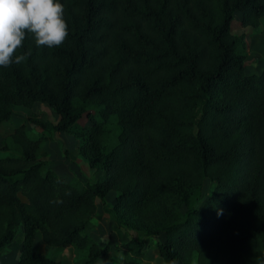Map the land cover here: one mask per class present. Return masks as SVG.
I'll use <instances>...</instances> for the list:
<instances>
[{
    "label": "trees",
    "instance_id": "1",
    "mask_svg": "<svg viewBox=\"0 0 264 264\" xmlns=\"http://www.w3.org/2000/svg\"><path fill=\"white\" fill-rule=\"evenodd\" d=\"M59 2L67 40L37 48L29 35L17 55H31L0 67V124L17 105L44 103L58 116L29 113L38 131L21 122L0 146L8 153L0 154V255L20 226L15 264H63L33 249L35 234L57 251L84 250L92 264L110 251L88 235L95 199L112 191V219L153 237L160 264H257L264 66L244 72L246 41L231 25L239 13L242 26L256 27L264 0ZM50 131L77 140L101 171L93 183L78 188L40 159ZM145 247L119 243L118 264H142Z\"/></svg>",
    "mask_w": 264,
    "mask_h": 264
},
{
    "label": "rangeland",
    "instance_id": "2",
    "mask_svg": "<svg viewBox=\"0 0 264 264\" xmlns=\"http://www.w3.org/2000/svg\"><path fill=\"white\" fill-rule=\"evenodd\" d=\"M239 19L240 14L234 13L231 32L233 34L242 33L246 41L244 72L247 74L258 73L264 66V16L259 18V24L256 27L242 26ZM12 111L11 118L0 124V146L5 136L10 134L21 122H25L28 132L38 131L37 128L24 120L29 113H34L36 117L50 123H55L58 119V116L44 103H34L30 108L17 105L13 107ZM83 122H85V118L80 120V123ZM0 154L8 153L1 151ZM40 159L45 162L47 167H50L64 179L75 182L78 188L83 184L93 183L101 174V171L88 166L86 159L77 150V140L64 132L50 131L47 134L46 140L41 144ZM210 188L209 181L204 180L203 194H207ZM113 199L114 192L112 191L108 192L102 201L95 199L96 214L92 219V227L88 231V235L100 246L109 243L110 251L106 256L98 257L92 264H101V261H103V264H118L123 255L115 247L128 239H143L145 241L146 247L141 259L142 264H160L153 237H146L140 230L118 224L112 219L108 210L113 204ZM21 238L22 229L18 226L11 242L0 255V264H15ZM32 246L34 250L40 251L47 257H53L63 264H84L85 261L84 250H74L72 247H66L61 251H57L52 247L45 246L39 234H35Z\"/></svg>",
    "mask_w": 264,
    "mask_h": 264
},
{
    "label": "clouds",
    "instance_id": "3",
    "mask_svg": "<svg viewBox=\"0 0 264 264\" xmlns=\"http://www.w3.org/2000/svg\"><path fill=\"white\" fill-rule=\"evenodd\" d=\"M29 35L37 48L60 47L68 38L64 5L59 0H0V67L20 64L31 55V49L17 55ZM256 260L257 264H264V255Z\"/></svg>",
    "mask_w": 264,
    "mask_h": 264
}]
</instances>
